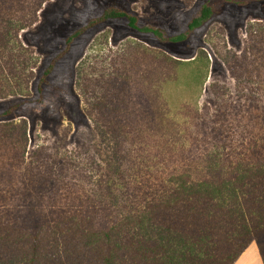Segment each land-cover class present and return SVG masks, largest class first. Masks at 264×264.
Wrapping results in <instances>:
<instances>
[{
    "label": "rangeland",
    "instance_id": "374dc122",
    "mask_svg": "<svg viewBox=\"0 0 264 264\" xmlns=\"http://www.w3.org/2000/svg\"><path fill=\"white\" fill-rule=\"evenodd\" d=\"M243 1L218 8L178 43L132 29L125 18L88 29L49 75L66 96L50 87L39 93L38 79L65 37L107 5L177 34L203 0L42 1L34 21L0 53V123L26 122L20 146L12 144L20 139L17 129L9 135L0 129V189L7 191L0 204L26 206L36 229L72 217L89 226L110 222L113 203L122 201L108 188L111 169L95 122H109L102 111L113 108L123 111L119 121L145 128L132 140L137 180L132 177L131 188L157 187L184 158L199 170L198 156L219 137L214 125L226 123L214 122L225 105L239 114L248 109L254 118L258 112L261 122H250L244 133H263L264 0ZM15 9L0 17H15ZM17 100L24 102L20 111L3 115ZM196 110L202 117L194 120Z\"/></svg>",
    "mask_w": 264,
    "mask_h": 264
},
{
    "label": "trees",
    "instance_id": "16d2710c",
    "mask_svg": "<svg viewBox=\"0 0 264 264\" xmlns=\"http://www.w3.org/2000/svg\"><path fill=\"white\" fill-rule=\"evenodd\" d=\"M42 1L0 0V13L16 7L12 12L18 14L0 17V53L34 21ZM227 3L244 1L203 0L185 30L177 34L157 23H141L138 14L109 4L65 37L63 48L43 69L36 89L42 93L50 87L68 95L66 87L52 83L49 75L74 40L96 25L125 18L132 29L151 33L160 42L178 43ZM23 103L17 100L7 105L3 115H16ZM113 109L102 111L109 122H95L106 146V165L111 169L108 188L111 193L119 192L115 198L122 201L120 207L113 203L110 222L89 226L72 217L56 222L51 230L43 226L36 229L26 206L0 204V264H233L252 241L257 243L264 263V130L260 127L263 133L247 134L250 122H261L259 113L255 111L254 118L248 109L239 114L225 105L215 114L214 122L232 123L214 125L219 137L198 156L202 162L199 170L184 158L157 187L131 188L132 177L137 180L132 140L134 135L142 138L145 128L133 129L130 122L119 121L123 111ZM158 115L165 116L162 110ZM197 117H202L198 110L193 119ZM235 122L249 123L243 128ZM25 125L1 122L0 129L4 135L15 134L17 129L20 139L12 144L20 146L22 139L26 141ZM6 193L0 189V197Z\"/></svg>",
    "mask_w": 264,
    "mask_h": 264
},
{
    "label": "crops",
    "instance_id": "0c3cea01",
    "mask_svg": "<svg viewBox=\"0 0 264 264\" xmlns=\"http://www.w3.org/2000/svg\"><path fill=\"white\" fill-rule=\"evenodd\" d=\"M233 264H264L257 243L252 241Z\"/></svg>",
    "mask_w": 264,
    "mask_h": 264
}]
</instances>
